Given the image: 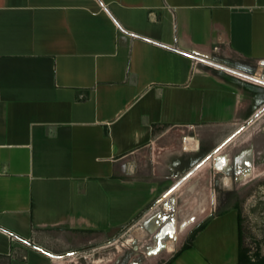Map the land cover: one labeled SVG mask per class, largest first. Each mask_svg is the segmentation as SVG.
I'll list each match as a JSON object with an SVG mask.
<instances>
[{"label": "crops", "instance_id": "obj_1", "mask_svg": "<svg viewBox=\"0 0 264 264\" xmlns=\"http://www.w3.org/2000/svg\"><path fill=\"white\" fill-rule=\"evenodd\" d=\"M241 75L264 82V0H0V264H71L164 203L153 261L238 264L235 209L182 249L216 181L264 170V86Z\"/></svg>", "mask_w": 264, "mask_h": 264}, {"label": "rangeland", "instance_id": "obj_2", "mask_svg": "<svg viewBox=\"0 0 264 264\" xmlns=\"http://www.w3.org/2000/svg\"><path fill=\"white\" fill-rule=\"evenodd\" d=\"M216 182L213 188L216 200L211 204V213L204 218L199 217L200 219L192 223L191 228L193 230L191 235L188 236L186 245L193 241L194 232L198 231L201 226L207 224L220 213L235 209L239 215L243 248L247 249L254 258L255 253L264 256V170L259 172L257 179L245 186L230 183L224 190H221L218 181ZM164 205L165 203L159 206L156 213H152L139 225L130 227L124 236L118 238L113 244L91 250H87L88 246L77 247L64 254L68 253L70 255L68 260L71 259V264H156L157 262V264H161L160 261H153L154 246L159 249L162 243L165 245L166 238L161 236L163 228L160 227L158 232L156 227L161 224L165 226L164 222L166 220L172 221V219H175L169 218V216H160L159 212L164 209ZM180 216L178 227L181 229L184 221L183 205L180 210ZM232 218H224L219 221L220 226L224 224L228 231L226 239L229 259L232 257L233 252L231 248L234 249L233 242L237 241L235 234L237 230L236 222L232 221ZM175 225H170L169 227L173 226L172 228L174 229ZM214 226L216 227V225ZM211 230L208 229L206 233L201 235L200 244L202 242L204 244L205 242L207 243L208 237L206 236L212 232ZM232 232L235 234V239Z\"/></svg>", "mask_w": 264, "mask_h": 264}, {"label": "bare ground", "instance_id": "obj_3", "mask_svg": "<svg viewBox=\"0 0 264 264\" xmlns=\"http://www.w3.org/2000/svg\"><path fill=\"white\" fill-rule=\"evenodd\" d=\"M256 78H258V77H256ZM255 81L258 82V81H260V79H255ZM194 187H195V191L194 192H195L196 196H194V198L190 202H185V203L182 204L184 206V210L186 211L184 216H183V219H184V217H185L187 212H190V215H192L191 213L196 214L197 215L196 218H199L200 214H201V212L203 210V208H202L203 207V205H202L203 201L198 196L203 189L200 190V188H199L197 183L194 184ZM183 192H185L184 189H181V193H183ZM168 251L171 252V253L176 251V246H175V242L174 241L168 244Z\"/></svg>", "mask_w": 264, "mask_h": 264}, {"label": "trees", "instance_id": "obj_4", "mask_svg": "<svg viewBox=\"0 0 264 264\" xmlns=\"http://www.w3.org/2000/svg\"><path fill=\"white\" fill-rule=\"evenodd\" d=\"M205 225L201 226L198 231L194 232L192 239H194L196 234L200 230H202L205 227ZM189 248H191V243L185 245L184 248L182 249V251L189 249ZM238 264H264V256H261L259 253H257V254L255 253V258H254V256H252L247 249L243 248L241 227H240V250H239Z\"/></svg>", "mask_w": 264, "mask_h": 264}, {"label": "built area", "instance_id": "obj_5", "mask_svg": "<svg viewBox=\"0 0 264 264\" xmlns=\"http://www.w3.org/2000/svg\"><path fill=\"white\" fill-rule=\"evenodd\" d=\"M230 71V70H229ZM232 72V71H231ZM235 73V75H238L239 76V74L238 73H236V72H233V74ZM240 77H242V78H244V79H247V80H249L250 82H254L255 84H260V85H262V86H264V83L260 80L259 82H257V81H255V79H258V78H256V77H252V76H243V75H241Z\"/></svg>", "mask_w": 264, "mask_h": 264}]
</instances>
